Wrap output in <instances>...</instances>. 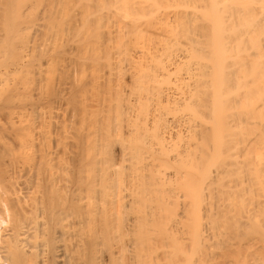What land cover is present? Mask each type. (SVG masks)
Masks as SVG:
<instances>
[{
	"label": "bare ground",
	"instance_id": "6f19581e",
	"mask_svg": "<svg viewBox=\"0 0 264 264\" xmlns=\"http://www.w3.org/2000/svg\"><path fill=\"white\" fill-rule=\"evenodd\" d=\"M0 264H264V0H0Z\"/></svg>",
	"mask_w": 264,
	"mask_h": 264
}]
</instances>
